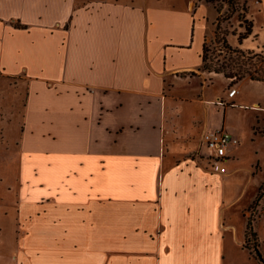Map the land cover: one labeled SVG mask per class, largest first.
Listing matches in <instances>:
<instances>
[{"label":"crops","instance_id":"obj_1","mask_svg":"<svg viewBox=\"0 0 264 264\" xmlns=\"http://www.w3.org/2000/svg\"><path fill=\"white\" fill-rule=\"evenodd\" d=\"M252 2L264 41V0ZM219 16L207 0H0V118L19 119L4 138L34 191L19 204L14 264L230 263L241 138L228 131L240 144L225 175L201 141L225 129L213 109L264 113V83L236 84L257 89L246 103L235 86L232 99L210 94L223 77L203 53Z\"/></svg>","mask_w":264,"mask_h":264},{"label":"rangeland","instance_id":"obj_2","mask_svg":"<svg viewBox=\"0 0 264 264\" xmlns=\"http://www.w3.org/2000/svg\"><path fill=\"white\" fill-rule=\"evenodd\" d=\"M213 4L220 16L215 22L214 36H210L206 42L205 55L208 66L213 69L223 68L226 72L237 75L238 68L235 65L231 67L229 64L231 58L238 59V56L232 54L229 48L260 54L259 52L264 48L260 25L262 14L260 9L251 7L253 6L252 0H232L231 2L215 0ZM243 9H247V12H244ZM248 15L254 17L256 25L252 29V34L240 43L239 36L245 33L244 21L250 22ZM240 16L243 17V22H241ZM245 61L242 58L240 62ZM244 67L249 68L248 65ZM221 75L223 78L214 80L210 94L225 96L228 89L235 86L242 90L245 103L251 101V98L257 94V89L249 85L248 82L236 85L244 80H249L248 77L238 80L236 78L228 79L223 74ZM224 79L227 80L228 85ZM19 94L18 90H9L6 103L15 105L16 101L20 100ZM221 100L223 103L226 102L223 98ZM226 105L228 104L225 103L224 106ZM217 109L219 111L213 109L212 115L209 114L210 122L215 124L217 129L225 124V130L239 131L241 138L240 152L235 158L236 162L230 165V168L239 169V171L231 180L230 197L234 203L232 210L227 215L228 220L235 225L238 233L225 239L226 262L230 260L228 264H262L253 254L258 247L264 256V198L257 199L260 195L259 188L264 184V137L257 140L256 143L251 142V136L253 132L264 134V113L242 109L238 105L229 106L227 112L223 111L222 107ZM7 115L8 118H0V251L5 249L4 254H1L0 264H14L8 249L11 248L14 251L19 244V236L14 233V230L17 233L20 232L19 204L22 198L23 200L30 198L26 196L27 193H34L32 190L22 191L21 189L18 149L14 147L13 140L8 145L7 138H4V135L8 133L14 135L19 119L9 121L12 116L11 111ZM256 115L260 116L259 121H257ZM256 151L258 152L256 153ZM258 161L260 164H257ZM199 162L203 164L201 159ZM248 219L254 221L252 231L247 230ZM253 233L256 234L255 237L252 236ZM242 242H245V245L241 246Z\"/></svg>","mask_w":264,"mask_h":264},{"label":"trees","instance_id":"obj_3","mask_svg":"<svg viewBox=\"0 0 264 264\" xmlns=\"http://www.w3.org/2000/svg\"><path fill=\"white\" fill-rule=\"evenodd\" d=\"M208 2L214 3L215 0H207ZM232 0H229L231 2ZM246 1V0H245ZM244 12H247V9H243ZM241 22L242 21V16H240ZM245 22V33L241 34L239 36V42L241 43L244 39H247L251 34H252V29H253V24L252 22ZM229 51L232 54H235L238 56V59H230L231 63L229 66L233 67L234 65L238 68L237 75H233L231 72H226L223 70V68H215L213 69L211 66H208L207 63V58L205 55L206 52V44L204 46V53H203V70L207 71L209 73H216V74H223L226 78H236L238 80L245 79L248 77L252 81H257V82H262L264 83V48L261 49V51L258 53L254 52H243L237 49H232L229 48ZM244 58L246 61L241 63V59ZM233 64V65H232ZM248 65L249 68H245L244 66ZM253 70V71H252ZM260 195L258 196L257 199H262L264 198V184L259 188ZM253 220L248 219L247 223V230L252 231L253 227ZM253 237L256 236L255 233L252 234ZM255 257L262 263L264 264V256L260 252L259 248L256 247L255 249Z\"/></svg>","mask_w":264,"mask_h":264},{"label":"built area","instance_id":"obj_4","mask_svg":"<svg viewBox=\"0 0 264 264\" xmlns=\"http://www.w3.org/2000/svg\"><path fill=\"white\" fill-rule=\"evenodd\" d=\"M258 3V0H256ZM239 90L232 87L228 90V98L232 99L238 95ZM220 105L223 101H219ZM202 146L207 151V159L211 165L213 173L225 175L227 174L226 164L229 160V151L232 147L240 144L239 139L225 129H219L213 132H206L202 136Z\"/></svg>","mask_w":264,"mask_h":264}]
</instances>
